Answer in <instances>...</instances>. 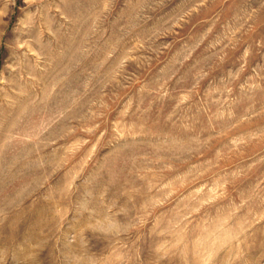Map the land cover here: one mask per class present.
I'll list each match as a JSON object with an SVG mask.
<instances>
[{
	"label": "rangeland",
	"instance_id": "rangeland-1",
	"mask_svg": "<svg viewBox=\"0 0 264 264\" xmlns=\"http://www.w3.org/2000/svg\"><path fill=\"white\" fill-rule=\"evenodd\" d=\"M0 264H264V0H0Z\"/></svg>",
	"mask_w": 264,
	"mask_h": 264
}]
</instances>
